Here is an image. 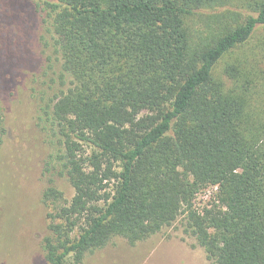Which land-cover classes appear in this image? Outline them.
<instances>
[{"label": "trees", "instance_id": "trees-1", "mask_svg": "<svg viewBox=\"0 0 264 264\" xmlns=\"http://www.w3.org/2000/svg\"><path fill=\"white\" fill-rule=\"evenodd\" d=\"M7 1L0 63L18 58L6 26L37 9L70 78L41 107L74 191L41 192L43 261L82 264L185 213L212 264H264V0ZM6 134L0 94V154Z\"/></svg>", "mask_w": 264, "mask_h": 264}, {"label": "rangeland", "instance_id": "rangeland-1", "mask_svg": "<svg viewBox=\"0 0 264 264\" xmlns=\"http://www.w3.org/2000/svg\"><path fill=\"white\" fill-rule=\"evenodd\" d=\"M7 2L0 0L2 15L6 14ZM7 14L16 15L13 10ZM46 20L43 12L34 9L26 17L28 26L18 28L17 18L13 28L6 26L18 58L6 66L0 63V68L10 73L8 79H3L0 71L7 129L0 154V264H46L42 239L47 234V209L41 202V192L54 185L66 200L74 193L67 176L61 172L56 136L41 110L55 93L66 89L70 79L66 77L64 84L59 79L61 57ZM214 192L215 187H208L197 193L194 206L201 209L211 201ZM82 264L212 262L186 227L185 213H181L171 225L135 244L120 236L113 237L104 247L87 253Z\"/></svg>", "mask_w": 264, "mask_h": 264}]
</instances>
